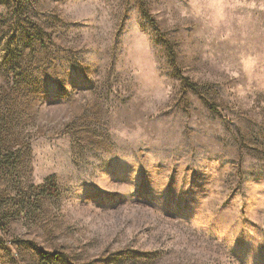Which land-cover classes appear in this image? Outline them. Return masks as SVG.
Listing matches in <instances>:
<instances>
[{
    "label": "rangeland",
    "instance_id": "374dc122",
    "mask_svg": "<svg viewBox=\"0 0 264 264\" xmlns=\"http://www.w3.org/2000/svg\"><path fill=\"white\" fill-rule=\"evenodd\" d=\"M0 264H264V0H0Z\"/></svg>",
    "mask_w": 264,
    "mask_h": 264
},
{
    "label": "trees",
    "instance_id": "16d2710c",
    "mask_svg": "<svg viewBox=\"0 0 264 264\" xmlns=\"http://www.w3.org/2000/svg\"><path fill=\"white\" fill-rule=\"evenodd\" d=\"M53 176H49L45 178L41 184L39 185L41 192L48 193V194H54L56 191L55 183H54Z\"/></svg>",
    "mask_w": 264,
    "mask_h": 264
}]
</instances>
